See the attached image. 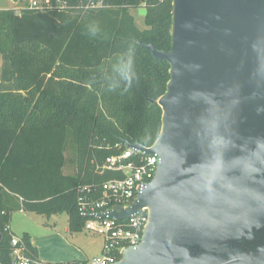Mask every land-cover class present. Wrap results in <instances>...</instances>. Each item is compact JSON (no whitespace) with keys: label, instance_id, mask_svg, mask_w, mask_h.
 Returning a JSON list of instances; mask_svg holds the SVG:
<instances>
[{"label":"water","instance_id":"1","mask_svg":"<svg viewBox=\"0 0 264 264\" xmlns=\"http://www.w3.org/2000/svg\"><path fill=\"white\" fill-rule=\"evenodd\" d=\"M16 1V0H13ZM158 137L127 147L158 158L128 207L142 239L115 264H264V0H171ZM0 233V240H1Z\"/></svg>","mask_w":264,"mask_h":264},{"label":"trees","instance_id":"2","mask_svg":"<svg viewBox=\"0 0 264 264\" xmlns=\"http://www.w3.org/2000/svg\"><path fill=\"white\" fill-rule=\"evenodd\" d=\"M53 3L56 0H50ZM63 8L0 10V260L10 264L4 226L13 212H67L68 229L83 230L79 188L113 176L95 172L96 161L113 153L106 144L123 140L150 146L158 137L167 62L141 43L170 48L171 0H60ZM100 2V5L92 6ZM144 7V28L130 9ZM98 22L92 37L86 26ZM135 43L138 79L127 93L104 91L99 69ZM101 146V147H99ZM70 150L75 174L63 173ZM19 197L21 199H19ZM27 256L37 249L20 235Z\"/></svg>","mask_w":264,"mask_h":264},{"label":"built area","instance_id":"3","mask_svg":"<svg viewBox=\"0 0 264 264\" xmlns=\"http://www.w3.org/2000/svg\"><path fill=\"white\" fill-rule=\"evenodd\" d=\"M29 7L46 10L63 8L65 4L60 0L54 3L50 0H32ZM103 147L114 152L105 156L102 161H96L95 172L99 174L111 172L114 175L100 184L97 198L88 197L86 194L92 192V189L97 190L93 184L81 186L79 190L83 195L78 197L79 214L86 218L83 230L101 238L100 253L85 260L59 263L30 258L26 254L22 238L11 232L8 222L4 226V231L10 236V264H115L121 259L125 248L140 244L148 218L145 208L141 213L121 220L107 216L100 217L98 214L106 213L116 207H128L134 203L140 187L149 183L155 176L158 158L155 154L148 155L127 147L123 141L106 144ZM0 264L6 263L0 260Z\"/></svg>","mask_w":264,"mask_h":264},{"label":"rangeland","instance_id":"4","mask_svg":"<svg viewBox=\"0 0 264 264\" xmlns=\"http://www.w3.org/2000/svg\"><path fill=\"white\" fill-rule=\"evenodd\" d=\"M32 0H0V10L5 8H12L19 12L23 8L30 6ZM143 7L131 9L130 12L134 17L135 23L141 29L144 28L143 24ZM72 155L70 150L65 152V165L63 173L68 175L75 174V165L71 161ZM68 222L67 212L50 215H40L32 212H13L10 218V230L20 235L24 232H29L34 237H37L44 244L45 251L54 254L57 260L66 262L71 259L75 251L79 247H86L88 254L97 252L99 247L100 237L88 231L73 232L74 236H69V232L65 235L63 232L66 223ZM67 237V238H66ZM77 237V238H76ZM52 261V260H51Z\"/></svg>","mask_w":264,"mask_h":264},{"label":"clouds","instance_id":"5","mask_svg":"<svg viewBox=\"0 0 264 264\" xmlns=\"http://www.w3.org/2000/svg\"><path fill=\"white\" fill-rule=\"evenodd\" d=\"M87 33L97 37L102 33L98 22H90L86 26ZM135 43L129 41L123 51L117 53L110 59L106 67L99 69V83L101 88L111 93H127L138 79L136 69Z\"/></svg>","mask_w":264,"mask_h":264},{"label":"crops","instance_id":"6","mask_svg":"<svg viewBox=\"0 0 264 264\" xmlns=\"http://www.w3.org/2000/svg\"><path fill=\"white\" fill-rule=\"evenodd\" d=\"M97 5H100V2H98V3H96V4L92 5V6H97ZM5 9H12V8H5ZM143 11H144L143 12V15H141V17L143 16L142 18H144L145 9ZM18 212H23V211H18ZM63 232L65 233V235L69 232L70 233L69 236H74V237H75L74 234H76V233H73V232L69 231V229H68V222L66 223V226L64 227ZM80 232L85 233L84 230H82ZM24 233H27L29 235V237H30V243L32 244V246H34L37 249V257L40 260L45 261V262H51V263H59V262H61V261H53V260H57V259L54 258V254H50L49 252L45 251L44 244L42 243V241L40 239H38L37 237H34L33 235H31L27 231L24 232ZM20 235H18V236H20ZM100 250H101V239H100L99 247L97 248V252L88 254V252L86 251V247H79V249H77L74 252L75 254L70 257L71 259H69V261H66V262L80 261V260H85V259L91 258V257L99 254L100 253Z\"/></svg>","mask_w":264,"mask_h":264}]
</instances>
